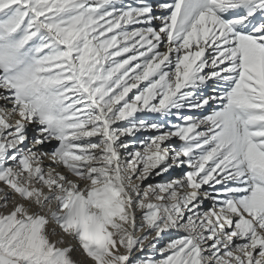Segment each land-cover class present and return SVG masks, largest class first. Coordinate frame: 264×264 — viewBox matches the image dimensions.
Segmentation results:
<instances>
[{
    "label": "snow or ice",
    "instance_id": "6c2138e0",
    "mask_svg": "<svg viewBox=\"0 0 264 264\" xmlns=\"http://www.w3.org/2000/svg\"><path fill=\"white\" fill-rule=\"evenodd\" d=\"M0 264H264V0H0Z\"/></svg>",
    "mask_w": 264,
    "mask_h": 264
},
{
    "label": "bare ground",
    "instance_id": "6f19581e",
    "mask_svg": "<svg viewBox=\"0 0 264 264\" xmlns=\"http://www.w3.org/2000/svg\"><path fill=\"white\" fill-rule=\"evenodd\" d=\"M145 135H147V134H145ZM76 258L79 259L80 258L79 255H76Z\"/></svg>",
    "mask_w": 264,
    "mask_h": 264
}]
</instances>
